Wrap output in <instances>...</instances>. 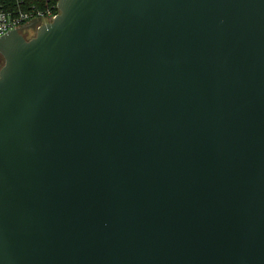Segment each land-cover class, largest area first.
Listing matches in <instances>:
<instances>
[{
	"label": "water",
	"instance_id": "obj_1",
	"mask_svg": "<svg viewBox=\"0 0 264 264\" xmlns=\"http://www.w3.org/2000/svg\"><path fill=\"white\" fill-rule=\"evenodd\" d=\"M0 36V264H264V0H57Z\"/></svg>",
	"mask_w": 264,
	"mask_h": 264
},
{
	"label": "built area",
	"instance_id": "obj_2",
	"mask_svg": "<svg viewBox=\"0 0 264 264\" xmlns=\"http://www.w3.org/2000/svg\"><path fill=\"white\" fill-rule=\"evenodd\" d=\"M58 12L57 0H44L40 4L29 3L28 0L0 1V36L28 24L30 27L21 32H26L25 35L32 32L30 35H33L40 25L51 22Z\"/></svg>",
	"mask_w": 264,
	"mask_h": 264
},
{
	"label": "trees",
	"instance_id": "obj_3",
	"mask_svg": "<svg viewBox=\"0 0 264 264\" xmlns=\"http://www.w3.org/2000/svg\"><path fill=\"white\" fill-rule=\"evenodd\" d=\"M0 1H5V0H0ZM29 1V3H36V4H40L41 2H43L44 0H28ZM52 1H54V0H52ZM0 60H2L3 61V59H2V57H1V55H0Z\"/></svg>",
	"mask_w": 264,
	"mask_h": 264
},
{
	"label": "rangeland",
	"instance_id": "obj_4",
	"mask_svg": "<svg viewBox=\"0 0 264 264\" xmlns=\"http://www.w3.org/2000/svg\"><path fill=\"white\" fill-rule=\"evenodd\" d=\"M29 30V29H28ZM32 29H30L29 31H31ZM35 33V32H34ZM34 33H33V35H34ZM30 34H32V32H29V34L28 35H25V37L26 38H29V37H31V36H33V35H30ZM3 63V61L2 60H0V64H2Z\"/></svg>",
	"mask_w": 264,
	"mask_h": 264
},
{
	"label": "flooded vegetation",
	"instance_id": "obj_5",
	"mask_svg": "<svg viewBox=\"0 0 264 264\" xmlns=\"http://www.w3.org/2000/svg\"><path fill=\"white\" fill-rule=\"evenodd\" d=\"M33 30V29H32ZM24 34H27L26 32L23 31Z\"/></svg>",
	"mask_w": 264,
	"mask_h": 264
}]
</instances>
